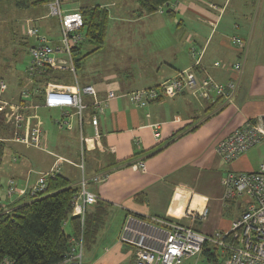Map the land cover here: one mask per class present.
Here are the masks:
<instances>
[{"label":"crops","instance_id":"crops-1","mask_svg":"<svg viewBox=\"0 0 264 264\" xmlns=\"http://www.w3.org/2000/svg\"><path fill=\"white\" fill-rule=\"evenodd\" d=\"M1 3L28 15L29 10L17 9L10 0H0ZM127 3L134 9L137 7L138 17L134 16L133 22L144 25L143 37L151 47L147 52H139L137 60L141 70L139 77L145 82H138L140 78L135 81L131 78L127 85L111 74L110 78L107 75L94 82L86 80L81 85L75 73L80 86H94L100 99L112 90L127 94L158 86L193 66L195 60L191 49L194 48L203 54L200 66L194 69L198 80L208 75L222 86L236 81L238 88L230 103L224 104L217 99V106L211 110L208 109L212 103L202 101L188 91L175 97H161L143 108L132 104L127 97L117 98L98 115V136L88 117L81 121L74 109H48L43 106V95L23 106L21 113L26 117L23 131L30 130L37 123L43 132V139L39 148L25 145L36 150L34 157L20 156V161L16 155L13 157L17 167L13 169L15 176L9 177V180L17 183L16 179H23L21 181L25 184L18 185L30 190L38 180L33 179L34 175L39 178L59 167V175L70 180L74 188L81 186L83 176L89 180L86 189L106 205L107 216L95 242L83 249L82 263L86 252L89 264H131L133 249L119 241L123 224L130 215L168 218L203 234L230 229L232 222L245 210L246 201L242 210L237 211L234 210L237 199L223 200L224 175L228 171L256 172L264 164V141L232 164H226L216 153L219 141L247 121L264 117V25L256 33V22L253 25V18L245 15L246 7L253 5L251 0H173L150 15L139 14L137 0H110V4L97 6L108 9ZM60 5L63 6L62 2ZM97 6L89 3L85 7ZM260 6L264 7V0H260ZM40 10L32 12H37L35 15L39 16ZM165 14L169 18H165ZM7 24L12 28V23ZM55 27L46 25L48 32L52 31L51 35L39 28L42 33L57 39L59 30L54 32ZM180 29L182 34L178 33ZM25 30V27L21 28L22 35L26 37ZM162 31L169 34L163 36ZM235 36L243 40L244 48L233 44ZM238 63L242 64L241 71L234 66ZM63 72L69 73L59 71L57 74L62 80L58 84L73 85V82L71 85L65 83L67 78H63ZM0 79L6 82L4 78ZM39 80L28 79L21 91L43 87L37 84ZM6 85L8 89L7 82ZM4 96L6 93L1 95L3 99ZM19 99L11 96L7 101L18 104ZM43 110L54 111L55 114L46 119L41 114ZM61 121L67 124L61 125ZM154 124L160 125L159 140L154 137ZM10 135L9 130L0 126V139L5 144L13 139ZM12 142H15L14 139ZM50 143L55 146L51 147ZM39 152H44L47 157L43 158ZM82 153L83 171L79 167ZM138 160L144 161L145 171L129 166V163ZM35 166L41 167L40 170H36ZM102 172H109L107 179L102 183H92L91 178ZM138 195H142V201L136 200ZM23 198L29 199V196ZM205 207L209 209L205 221H194L187 215L188 211H201ZM65 231L74 237L71 222L65 225ZM217 255L216 261H211L201 254L188 264H228L226 255L219 251ZM61 264L74 263L64 261Z\"/></svg>","mask_w":264,"mask_h":264},{"label":"built area","instance_id":"built-area-1","mask_svg":"<svg viewBox=\"0 0 264 264\" xmlns=\"http://www.w3.org/2000/svg\"><path fill=\"white\" fill-rule=\"evenodd\" d=\"M49 17H57L59 36L57 39L42 33L40 28L27 21L26 36L33 40L29 48L30 61L26 69L30 79L45 78L48 73L67 71L76 73L74 52L84 41L83 29L85 21L80 10L64 11L60 1L55 0L47 5ZM162 10V7H159ZM233 44L244 48L242 39L235 36ZM202 53L191 49L195 62L191 68L178 72L172 79L158 86L135 90L127 94L108 91L105 98L100 99L94 86H80L75 79L71 86L49 82L43 87L23 89L18 104L11 103L1 97L6 90V82L0 79V114L4 125L14 129L13 139L17 143L39 148L43 132L39 124L23 131L25 118L21 113L23 106L39 95L44 96L43 106L48 109H74L81 121L87 117L94 126L96 136L98 115L108 107V103L120 97H127L138 107H146L161 97H175L188 91L198 99L216 103L217 99L224 104L230 103L238 88L236 81L226 85L217 84L210 76L205 75L198 80L194 69L200 66ZM219 65V63H217ZM238 71L242 64L234 65ZM87 99L89 102H87ZM92 110V112L90 111ZM61 121V125H66ZM154 137L160 138V125H152ZM264 141V117L250 120L219 141L216 153L226 164H232L242 154L255 148ZM79 167L84 170L83 153ZM129 166L134 170L145 171L143 160L133 161ZM60 174L55 167L42 174L30 190L20 187L15 180L7 182V196L35 197L47 190L48 180ZM109 172L97 173L91 178L92 183H102ZM89 183L84 176L81 186L73 197L72 216H77L83 226L86 207L96 204L99 197L86 189ZM223 200L229 201L245 197L246 207L241 216L234 220L230 229L203 234L193 228L168 218H139L128 216L119 236L120 243L133 249L131 264H188L200 256L205 246L217 248L227 256L228 264H264V164L256 172L236 173L228 171L223 179ZM187 215L194 221H205L209 215L208 207L201 211H188ZM83 236L73 240L70 253L65 261L82 264Z\"/></svg>","mask_w":264,"mask_h":264},{"label":"rangeland","instance_id":"rangeland-1","mask_svg":"<svg viewBox=\"0 0 264 264\" xmlns=\"http://www.w3.org/2000/svg\"><path fill=\"white\" fill-rule=\"evenodd\" d=\"M107 1L110 4V0H61L63 5V8H61L64 11H67L65 10L66 8H72L73 10H76L79 7L77 10H81V7L88 6L89 3L94 4L95 6H101L102 4H108L104 3ZM251 2L253 5L252 7H246L245 15L247 18H253V25L255 22L257 24V30H255V32L259 33L260 29L263 28L264 25L262 22L264 19V7L260 6L259 8L260 0H251ZM136 8L134 9L132 5L127 3L121 7H109L108 9H105L107 12L109 11V14L106 26L105 41L100 49L96 50V46L87 40V28L84 27L83 34L85 38L81 46L82 49L80 50V54L77 56L76 65V77L81 85H83L84 81L86 82V80L94 82L96 79L105 78L107 75L110 78L111 74L117 76L118 80L127 85L129 84L128 81L131 78H133V80L140 78L138 82H145L142 77H139L141 70L138 67L137 60L139 57V52H147L151 49V47L143 37L145 30L142 27H144V25L141 22H133V17H138L137 12L135 11ZM40 9L39 16L35 15L37 12H32V10H29L28 15H26L25 12H19L15 9L6 7L5 3L0 4V78H4L9 85L8 89L6 87V90L3 93H6V96H4L5 100H10L11 96L15 99H19L23 84H27L28 79H30L27 76L26 69L30 61L29 48L32 45L33 40L22 35L21 28H26L28 20L33 21V23L36 24L41 16L49 17L47 5L44 7V9ZM164 17L169 18L167 14H165ZM7 23H12V28ZM47 24L56 26L53 30L54 32L59 30V21L57 17H49L48 19L41 18L38 22V26L41 28L42 32L51 35L53 33L52 31L48 32L46 28ZM175 27H177V25H175ZM178 33L182 34L183 32L180 29L178 30ZM161 34L164 36L169 33L168 31H162ZM146 35L148 34L146 33ZM8 65H10L9 69H7ZM61 75L64 79L67 78L65 83L70 85L72 82L75 83V77L71 73L63 72ZM41 114L47 119V117H50V114L55 113L54 111L49 112L48 110H43L41 111ZM0 121L2 124H4L3 116L1 114ZM47 122L50 123L49 120H47ZM5 128L10 131V134L12 135L10 136L13 138L14 129L7 126H5ZM12 141L13 139L11 142L6 143V154L2 165L0 166V199L3 203L13 202V200L17 198L8 197L7 186H5L6 181L9 180V177L15 176L13 169L16 164L13 163V157L16 155L19 157L20 161V156L22 158V156L34 157L37 155L35 154V149H28L25 145ZM50 145L51 147L55 146L53 143H50ZM47 147L51 148L50 146ZM77 147H80V145H77ZM39 153L43 158L47 157L44 152ZM35 168L36 170H40L39 168L41 167L35 166ZM33 179L37 180L38 176L35 177L34 175ZM16 180L17 184H20L21 186L25 184L23 181H21L23 179ZM236 199V203H234V210H242L246 198L242 197ZM107 220H109V218H107ZM89 263L90 261H87V255L85 252L82 264Z\"/></svg>","mask_w":264,"mask_h":264},{"label":"trees","instance_id":"trees-1","mask_svg":"<svg viewBox=\"0 0 264 264\" xmlns=\"http://www.w3.org/2000/svg\"><path fill=\"white\" fill-rule=\"evenodd\" d=\"M10 1L19 10H36L55 0ZM171 1L173 0H138L139 14H154L159 7ZM80 11L85 21L84 27L87 28V40L96 46V50L100 49L106 37L108 12L98 6L83 7ZM81 46L82 44L74 52L76 63ZM7 67L9 69L10 65ZM61 80L59 74L50 72L45 78H40L37 84L60 83ZM215 106L217 102L208 110ZM0 126L5 129L1 121ZM5 153V141L0 139V166ZM76 191L77 188L72 186L70 180L58 175L49 179L47 190L35 197H21L4 204H1L0 199V264H61L68 257L73 240L83 236V249L86 245H92L107 216L106 205L100 200L88 205L82 226L80 218L72 216ZM142 199V195L136 196V200ZM68 222L72 224L74 237L65 231ZM202 254L208 260L216 261L218 249L206 245Z\"/></svg>","mask_w":264,"mask_h":264}]
</instances>
